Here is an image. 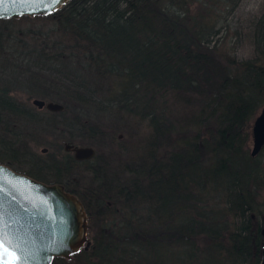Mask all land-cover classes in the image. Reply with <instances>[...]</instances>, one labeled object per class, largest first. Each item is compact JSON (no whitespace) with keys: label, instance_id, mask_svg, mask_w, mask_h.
I'll use <instances>...</instances> for the list:
<instances>
[{"label":"rangeland","instance_id":"rangeland-1","mask_svg":"<svg viewBox=\"0 0 264 264\" xmlns=\"http://www.w3.org/2000/svg\"><path fill=\"white\" fill-rule=\"evenodd\" d=\"M59 8L61 6L55 11ZM263 9L264 0H189L187 8L181 10H186L184 14L190 20L203 14L210 26L214 24L211 30L215 33L210 36L211 41L207 45L210 49L207 51L209 64H217L225 73H228L226 70H231L233 75L240 71L241 61L252 60L256 56L248 35L253 21ZM47 14L49 13L0 17V97L13 101L23 113L19 116L0 106V153L7 148L16 152L11 158L0 156V163L47 184L57 183L51 179L52 175H57L58 184L79 198L82 196L83 200H80L86 210L88 223V244L85 248L88 247L89 252L78 256L72 253L71 264H113L117 259L135 264L137 258L132 252L137 248L131 240H128L130 245H125L132 249L131 256L121 258V247L117 249L116 246L108 257L102 251L108 244L124 246L120 238L125 240L135 236L162 240L169 255H174L175 261H185L183 264H235V261L229 263L226 251L210 253L208 251L211 250L207 249L210 232L207 233L204 229L206 226H220L222 223L220 230L225 233L233 230L237 224V213L228 209V192L222 184L211 183L206 179V186L203 183L186 184L183 186L185 191L178 200L180 202L177 201V205L172 204L167 212L160 211L157 215L149 214V204L146 202L148 199H144L149 195L148 186L151 181L166 177L167 169H164L162 162H168L172 153L185 152L187 143L195 141L202 149L199 152L201 155L207 149L206 146L215 144L218 123L212 119L216 117L208 119L207 110L210 114L213 110L208 98L221 93L217 85L218 91L213 90L211 83L207 85L198 80V86L201 85L204 89L200 101L192 105L190 98H197L198 94L192 95L190 88L177 92L176 95L172 91L164 94L156 88L147 90V87L137 84L128 90L126 88L128 95L134 91V96L138 97L137 103L140 102L153 115L162 113L167 119L166 123L171 118L176 121V125L172 123L170 129H163L159 134L155 133L149 122V113L146 112L143 117L144 111L134 106L131 99L127 104H121L122 102H114L111 94L107 95L105 90L110 92L112 89L108 81L92 80L94 91L85 97V102L102 106L97 111L88 109L82 101L65 95L61 81L58 85L54 82L49 70L60 72L62 64L39 60L35 56L37 50H44L48 54L58 51L51 41L59 39V34L55 33L59 29ZM203 51L206 56V50ZM118 91L115 88L113 94H119ZM33 98L53 100L66 108L51 111L54 114L50 115L46 108H37L32 104ZM149 98L153 103L151 107L147 104ZM262 99L261 105L248 119V134L240 131L239 146L243 152H250L251 128L264 105V98ZM200 110L205 113L199 123H191L193 111ZM214 111L217 114L218 109L215 108ZM26 113H31L32 116L27 117ZM35 117L40 119L37 125L32 123ZM159 118L164 124L163 117L159 115ZM70 144L91 146L94 154L84 160L75 159L72 152L64 147ZM211 156L222 158L220 152L209 148L205 159L199 163L204 167L210 165L214 160L209 158ZM263 159L264 150L258 160H249L245 164L248 175L242 194L240 193L250 203L251 232L254 238L257 237L255 232H260L258 242L261 246H264ZM37 167L40 172L36 174ZM201 178L203 182L204 177ZM134 187H139L141 192L133 193ZM173 189H170L171 201L176 195ZM190 215H201L200 220L196 221L199 228L191 226L192 229L187 233V237L193 242L195 239L197 248L194 250H189V244L184 245L179 239V229L185 230V220ZM221 227L225 229L222 230ZM223 237L222 240L225 241ZM142 254L144 257L143 252ZM236 260H239L238 256Z\"/></svg>","mask_w":264,"mask_h":264},{"label":"trees","instance_id":"trees-1","mask_svg":"<svg viewBox=\"0 0 264 264\" xmlns=\"http://www.w3.org/2000/svg\"><path fill=\"white\" fill-rule=\"evenodd\" d=\"M188 3L189 0H67L59 10L47 14L59 29L55 30V33L59 34V39L51 41L58 51L48 54L43 52L44 50H37L35 56L39 60L43 59L47 62L50 60L53 64L60 62L62 64L60 72L55 73L53 69L49 70L54 78L52 79L57 85L61 81L65 95L82 101L84 107L88 109L97 111L101 110L102 106L85 102V97L93 94L94 91L92 80L108 81L112 89L110 92L105 90L107 95L111 94L114 102H122L121 104H127L131 99L134 106L144 111L143 117L148 112L149 122L156 134L163 129L165 131L170 129L171 125L177 124L176 121L171 118L166 123L167 119L162 113L153 115L140 102L137 103L138 97L134 96L136 93L130 90L131 95H128L126 88L128 90L137 84L147 87V90L150 88L162 90L164 94L172 91L175 95L177 92L187 91L190 88L192 95L198 94L197 98H190L191 105L200 101L204 89L201 85L198 86V80L199 83L202 80L207 85L211 83L213 90L219 89L221 93L218 92L212 98H208L209 105L213 108L212 113L210 114L207 110L208 119L216 117L212 119L218 123L215 144L206 146L207 149L201 155L199 152L202 149L195 141L187 143L185 152L172 153L168 162H162L164 169H167L166 177L151 181V185L148 186L149 195L144 199H148L146 202L149 204V214L157 215L160 211L167 212L172 204L177 205V201L185 191L184 185L203 183L206 186L205 179L211 183L219 182L228 192V201H226L228 209L234 210L238 219L235 228L229 232L222 233L220 230L222 223L220 226L211 224L204 228L207 233L210 232L207 249L211 251L208 252L226 251L229 263L235 261V264H259L262 251V246L258 242L260 232H255L257 237L254 238L251 232L250 203L242 197L241 190L248 175L245 164H248L249 160H258L264 145L261 151L252 157L249 153L242 151L239 142L241 141L240 131L248 134V119L264 98V9L253 21V27L248 35V38L252 40L256 56L252 60L241 61L240 71L231 75V70H226L228 73H225L217 64L213 66L209 64L207 51L210 49L207 45L211 41L210 36L215 33L211 30L214 24L210 26L203 14H198L190 20L184 14L186 10H181L186 9ZM201 11L204 13L203 9ZM203 50H206V56ZM115 88L116 91L119 90V94H113ZM151 103V99L148 100V106L151 107ZM0 106L16 115L23 114L18 109V105L16 106L13 101L5 97H0ZM215 108L218 109L217 114L214 111ZM202 111H193L191 123H199L205 113ZM48 113L54 114L51 111ZM159 115L165 120L164 124L161 123ZM25 116L32 115L26 113ZM39 122L40 119L36 117L35 121L32 120V123L36 125ZM209 148L220 152L222 158L216 159L211 156L209 158L214 159L213 162L204 167L200 163L205 159ZM15 153L13 149L7 148L0 153V156L5 155L11 158ZM166 163L169 164L166 165ZM37 166L41 165L37 164ZM39 169L37 167L35 170L36 174L40 172ZM250 174L251 172L249 177ZM201 177H204L203 182ZM51 179L58 181L57 175H52ZM170 189L176 192L172 201ZM140 190L139 187H134L133 193L136 191L140 193ZM188 208L190 209V206ZM200 218L201 215H190L189 219L187 217L185 220L187 222L185 230L179 229V239L184 245L189 244L187 247L189 250L190 248L194 250L197 245L195 239L193 242L187 237V233L192 229L191 226L199 228L200 225L196 221ZM120 240L124 246L108 244L104 250L102 249L106 257L115 249V246L117 249L121 247L120 257L131 256L132 249L127 247L130 245L128 240H131L137 248L135 252H132V255L137 258L135 264H183L182 262H185L175 261L176 257L169 255L167 246L161 242L162 240L145 236L141 238L135 236L125 240L120 238ZM87 249L89 248L82 247L74 254L75 256L80 253L84 255L89 252ZM71 258L54 257L52 264H71ZM115 262L132 263L119 261V259ZM115 262L113 264H116Z\"/></svg>","mask_w":264,"mask_h":264},{"label":"water","instance_id":"water-1","mask_svg":"<svg viewBox=\"0 0 264 264\" xmlns=\"http://www.w3.org/2000/svg\"><path fill=\"white\" fill-rule=\"evenodd\" d=\"M67 0H0V17L51 13ZM31 103L37 108L60 111L63 104L40 98ZM250 156L264 145V105L251 128ZM69 148V145H66ZM76 159L93 156L91 146H71ZM264 167V159H263ZM0 228L14 235L32 264H51L54 256L70 257L88 244L87 214L80 198L61 184H47L0 163ZM264 234V229L262 231ZM0 264H5L0 252ZM259 264H264V246Z\"/></svg>","mask_w":264,"mask_h":264},{"label":"snow or ice","instance_id":"snow-or-ice-1","mask_svg":"<svg viewBox=\"0 0 264 264\" xmlns=\"http://www.w3.org/2000/svg\"><path fill=\"white\" fill-rule=\"evenodd\" d=\"M0 252L4 253L5 264H32L35 259L27 254L20 241L4 228H0Z\"/></svg>","mask_w":264,"mask_h":264},{"label":"flooded vegetation","instance_id":"flooded-vegetation-1","mask_svg":"<svg viewBox=\"0 0 264 264\" xmlns=\"http://www.w3.org/2000/svg\"><path fill=\"white\" fill-rule=\"evenodd\" d=\"M42 108H43V107H42ZM69 146H70L69 148H67L66 146H64V147H65V149H67L68 151H71V152H72V154H73V158H75V157H74V152H73V150H72V147H71V146H84V145H72V144H70ZM262 147H263V146H262ZM261 149H262V148H261ZM260 151H261V150H260ZM260 151H259V152H260ZM259 152H258V153H259ZM75 159H76V158H75ZM84 159H87V158L78 159V160H84ZM52 181H54V182H57V183H58V181H56V180H54V179H53ZM65 190H66V189H65ZM67 191H69V190H67ZM69 192H71V191H69ZM72 193H73V192H72ZM80 199H82V200H83L82 196H81V198H80Z\"/></svg>","mask_w":264,"mask_h":264}]
</instances>
